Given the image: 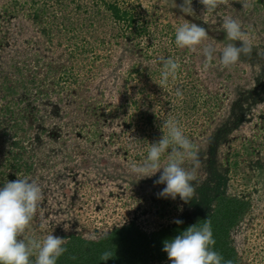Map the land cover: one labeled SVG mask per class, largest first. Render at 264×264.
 Segmentation results:
<instances>
[{
    "label": "rangeland",
    "instance_id": "1",
    "mask_svg": "<svg viewBox=\"0 0 264 264\" xmlns=\"http://www.w3.org/2000/svg\"><path fill=\"white\" fill-rule=\"evenodd\" d=\"M114 3L143 14L148 31L135 29L139 15L129 27L112 18ZM183 3L0 0V187L28 176L43 193L26 236L75 232L97 239L132 221L147 232L174 223L186 203L157 196L166 187L154 183L163 169L142 179L130 171L171 119L198 154V168L189 159L183 165L194 170V187L205 183L210 159L228 179L227 192L250 199L232 244L240 264H264V0H248L247 8L227 0L213 11L192 0V15L181 11ZM37 10L42 22H34ZM226 16L241 23L251 54L225 68L217 52L205 69V45L238 43L226 39ZM194 18L208 33L195 52L175 44V26ZM160 57L180 64L165 89L153 81L161 79ZM221 126L226 133L212 148ZM170 155L171 149L162 165Z\"/></svg>",
    "mask_w": 264,
    "mask_h": 264
},
{
    "label": "clouds",
    "instance_id": "2",
    "mask_svg": "<svg viewBox=\"0 0 264 264\" xmlns=\"http://www.w3.org/2000/svg\"><path fill=\"white\" fill-rule=\"evenodd\" d=\"M239 2L243 8L249 6L248 0ZM199 3L206 11H213L221 4H226L227 0H199ZM179 7L184 14L192 15V0H184ZM223 30L227 40L238 43H228L220 49L212 44L205 45L202 49L205 69L211 65L217 52L220 55L219 62L225 68L236 64L242 54H251L253 45L238 20L231 16L224 17ZM207 36L206 28L197 23L185 22L175 26V44L179 48H188L195 52ZM160 62L161 79L153 81L165 89L169 78H176L180 64L171 57H160ZM176 95L182 97L179 88ZM161 130L162 137L151 143L142 163L130 165V171L142 179L152 177L163 169L159 179L154 183L165 184L166 187L158 192L157 196L170 197L173 200L179 196L182 201L188 203L195 196L196 189L192 182L196 176L194 170L189 171L183 165L185 160L189 159L193 162L194 168H198V154L178 122L171 119L163 120ZM169 149L171 155L167 163L162 165L161 158ZM42 199L41 186L28 176L17 175L15 180H7L3 187H0V264H57L58 258L67 251L63 246L66 244L63 237L54 236L52 233L45 235L43 239L25 235ZM174 222L183 223L179 219ZM65 230H68L67 225ZM214 245L211 221L207 218L201 227H197L196 224L190 225L181 234L165 240L163 251L167 253L171 264H232L231 261H224L212 247ZM114 257L115 253L106 250L100 254L99 260L106 262Z\"/></svg>",
    "mask_w": 264,
    "mask_h": 264
},
{
    "label": "trees",
    "instance_id": "3",
    "mask_svg": "<svg viewBox=\"0 0 264 264\" xmlns=\"http://www.w3.org/2000/svg\"><path fill=\"white\" fill-rule=\"evenodd\" d=\"M134 8L136 10V7ZM108 9L112 18L118 22L121 21L123 25L127 22V27H129L128 24H132L134 17L138 18L139 15L143 22L140 19L135 29L139 33L148 31L147 18L140 12L136 11L138 13L136 16V12L131 11V13L127 8H123L117 3L109 5ZM33 19L34 22H42L43 15L39 10L34 11ZM192 21L197 22L195 18ZM198 23L203 25L201 22ZM72 39V43H74L75 38ZM76 47L78 48V46ZM240 104L242 106V102ZM234 105L238 106L239 103L235 102ZM238 118L239 116L236 117V120ZM224 127H219L214 133L212 148L215 141L221 139V133H226ZM259 144L262 146L261 141ZM206 163V181L205 183L201 182L200 186L195 188L194 198L183 206L178 217L183 221L182 224L174 222L147 232L132 221L112 228L95 240L72 232L65 236L66 244L63 246L67 251L58 258L57 264H152L170 261L167 253L163 251L164 241L181 234L190 225L196 224L197 227H201L207 218L211 221L215 239V245L212 246L214 250L224 258V261L240 264V255L232 244V230L248 212L251 201L246 196L228 193L227 187H223L228 179L222 180L224 177L220 176L218 165L210 159H207ZM244 166L250 168L251 162L246 161ZM195 181L197 180L192 183ZM246 183L250 184V181ZM106 250L115 253V257L106 262L100 261V254Z\"/></svg>",
    "mask_w": 264,
    "mask_h": 264
}]
</instances>
